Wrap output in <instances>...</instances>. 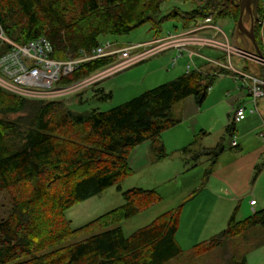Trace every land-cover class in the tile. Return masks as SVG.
<instances>
[{
    "label": "trees",
    "instance_id": "16d2710c",
    "mask_svg": "<svg viewBox=\"0 0 264 264\" xmlns=\"http://www.w3.org/2000/svg\"><path fill=\"white\" fill-rule=\"evenodd\" d=\"M172 1L0 0V23L19 45L46 38L52 57L64 61L90 54L104 37L129 35L145 25L160 37L168 20L186 30L209 18L215 23L233 19L236 24L240 16L230 0H179L193 9L163 15V4ZM260 30L255 22V39L263 53ZM6 50L0 49V56ZM111 63H84L60 84L75 83ZM247 64L254 73L256 68ZM220 68L212 75L195 64L181 77L109 111L78 113L65 100H32L0 87V193L11 203L10 215L0 219V264H166L180 257L176 235L183 204L126 237L121 224L159 204L162 197L154 189L123 191L120 184L133 174L128 163L133 149L149 141L159 158L165 156L161 135L180 124L172 119L174 105L194 96L202 106L220 75L230 73ZM226 131L232 135L235 125L229 123ZM223 152L219 148L215 157ZM113 187L124 204L72 229L66 212ZM255 228L264 229V210L242 221L234 213L226 229L195 246L193 253L202 256ZM225 264H248L247 254L233 255Z\"/></svg>",
    "mask_w": 264,
    "mask_h": 264
},
{
    "label": "rangeland",
    "instance_id": "374dc122",
    "mask_svg": "<svg viewBox=\"0 0 264 264\" xmlns=\"http://www.w3.org/2000/svg\"><path fill=\"white\" fill-rule=\"evenodd\" d=\"M219 1L227 2L228 0ZM176 9L191 11L193 6L174 0L163 4L162 13L167 16ZM237 23L235 24L233 19H224L217 23L223 32L217 33L216 30L191 31L189 38H191L190 40L208 41L215 39L225 45H230L235 50L237 47L235 39L233 40L232 37L235 36L234 30H236ZM191 28L194 27L192 26L188 29ZM186 30L182 28L179 22L168 20L162 25L160 37H166L170 34L174 37L180 34L183 35ZM154 38H156V34L150 29V25H145L129 35L108 36L104 37L102 41L104 43H116L120 47H127L144 44L154 40ZM173 53H175L174 50L167 51L121 72H117L96 86L86 88L78 94L67 95L61 100H65L67 107L78 113L90 110L109 111L133 100L146 91L181 77L186 72L185 65L187 67L188 65L194 66L196 64L197 68L202 66L203 72H208L212 75H218L221 69L220 66H225L230 73L228 75H220L209 90L202 106H198L194 96L188 97L174 105L172 119L180 120L182 124L180 123L173 131L162 134L161 139H166L167 141L170 137L174 140L177 139L175 146L173 144L168 145L165 149L166 154L162 158H159L153 152L149 141L133 149L128 156V163L133 174L120 184L123 191L132 188L154 189L162 197V201L159 204L121 224L126 237H129L138 229L150 225L162 214L171 212L183 204L179 217V229L176 235V239L182 248V255L166 264H225L231 256L239 255L241 257L247 254L249 250L251 251L253 247L263 243L264 229H252L236 239L229 240L224 246L217 247L202 256H196L193 253L195 244L205 243L206 241L204 240L210 237V232L204 234L202 229H200L201 233H199V224L192 225L188 223L186 216L191 213V210L195 211L197 203L194 206L192 204L188 205V203L192 199L191 193L193 195L196 194L200 191L201 186L205 184L208 177L206 174L208 173L209 175L216 162L224 163L230 154L238 152V149L231 147L232 135L226 131L236 107L241 103H246L247 108L253 107L246 98L245 91L238 89L235 73L230 67V62L240 72L252 73L253 70L252 68H247V61L243 57L231 54L229 59L225 53L210 48L199 50L198 56L193 60L185 52L179 57L177 65L172 67V60L178 58L179 54H181L176 52L173 55ZM203 56L209 62L205 61ZM222 56L224 59H221ZM211 60L217 63L213 64L210 62ZM100 89L104 90L103 93L105 95ZM81 96L82 103L79 104ZM74 101L78 103L73 105L72 102ZM257 112L256 116L252 117L249 115L250 117L244 124L253 122L256 125L258 123L264 125V98L258 100ZM8 117L12 120L17 118V116ZM241 127V124L237 125L235 130L236 138L243 133ZM254 137H257L256 133ZM254 143L258 144L254 141L252 145ZM219 148L224 149V152L215 157ZM195 190L198 191L194 192ZM123 204L124 199L121 192L117 190V187H113L94 198L78 203L66 212V218L71 222L72 229H78L119 208ZM10 212L11 203L9 197L5 192L0 193V219L7 218ZM195 213L201 219H204L208 214L206 210ZM192 227H194V231H192ZM203 228L210 231V228ZM200 235L205 236V238L199 239Z\"/></svg>",
    "mask_w": 264,
    "mask_h": 264
},
{
    "label": "built area",
    "instance_id": "2783aa9c",
    "mask_svg": "<svg viewBox=\"0 0 264 264\" xmlns=\"http://www.w3.org/2000/svg\"><path fill=\"white\" fill-rule=\"evenodd\" d=\"M260 9L262 10V16H258L256 22L261 26V35L264 38V0H260ZM193 27L184 31L183 35L180 34L174 37L170 34L166 37H156L154 40L144 44L127 47H120L115 43L106 42L94 49L90 54L84 53L77 59L62 61L52 57L53 48L46 38L19 45L7 37L0 23V49L7 47L6 52L0 56V87L10 93L32 100H61L67 95L78 94L86 88L96 86L117 72H121L167 51L176 50V52L181 53L178 58L172 60L171 66L174 67L177 65L179 57L185 52L193 60L198 56L199 50L210 48L226 53L229 59L231 54L243 57V59L257 68L254 73L240 72L230 62V67L235 73L238 89L247 91L255 107L253 112H256L258 100L264 98V57L260 58L255 53L240 51L238 48L234 50L230 45H225L215 39L211 41L190 40L191 31L216 30L219 33L222 30L211 18L204 22H199ZM97 59H109L112 60V63L75 83L60 84L64 78L77 71L82 64ZM192 67L193 65H188L186 71H191ZM222 67L226 68L225 66ZM245 118L246 110L243 106H240L232 114L230 124L235 125ZM261 137L264 139V132ZM231 146H237V138L234 133ZM255 205L256 201H252L251 206L254 207Z\"/></svg>",
    "mask_w": 264,
    "mask_h": 264
},
{
    "label": "crops",
    "instance_id": "0c3cea01",
    "mask_svg": "<svg viewBox=\"0 0 264 264\" xmlns=\"http://www.w3.org/2000/svg\"><path fill=\"white\" fill-rule=\"evenodd\" d=\"M262 40V47L264 49V39ZM203 59L208 61L204 56ZM210 62L213 64L217 63L212 60ZM245 94L253 107L247 108L246 103L238 105V107L243 106L246 110V118L240 123L235 124V130L239 124H241V128L243 129V133L237 138L236 149H238V152L230 154L224 163L220 164L216 162L210 177L201 186L200 191H198L199 189L195 190L194 192H198L194 195L191 193L192 199L188 203V205L192 204L193 206L197 204L195 205V211L191 210V213L186 216L187 222L192 225L199 224V233H201L200 229H202L204 234L210 232V237H214L217 232L221 233L226 229L234 213H236L237 220L242 221L254 212L264 210V139L261 137V134L264 132V125H260L259 123L256 125L253 122L251 124H244L250 117L249 115L253 117L258 113L257 111L253 112L255 107L247 91H245ZM72 103L74 105L78 102L74 101ZM179 125L167 130L163 134L173 131ZM255 133L257 137H254ZM161 141L165 149L168 145L177 143V139L174 140L171 137L168 141L166 139H161ZM254 141L258 144L254 143L252 145ZM252 201H256L254 207L251 206ZM202 210H206L208 213H206L207 215L204 219L199 218V215L195 213ZM203 227L210 228V231ZM191 229L192 231L195 230L194 227ZM203 235H200L202 237L199 236V239L205 238ZM209 238L204 241H209ZM195 246L197 245L195 244ZM247 262L248 264H264V245L253 248L251 251L249 250Z\"/></svg>",
    "mask_w": 264,
    "mask_h": 264
},
{
    "label": "water",
    "instance_id": "95a60500",
    "mask_svg": "<svg viewBox=\"0 0 264 264\" xmlns=\"http://www.w3.org/2000/svg\"><path fill=\"white\" fill-rule=\"evenodd\" d=\"M259 0H241L240 3V16L235 30V44L236 47L242 50L249 51L250 43L252 49L256 50L259 57L263 58V54L256 42L254 34L253 21L258 15ZM251 22V28L248 30L245 26Z\"/></svg>",
    "mask_w": 264,
    "mask_h": 264
},
{
    "label": "flooded vegetation",
    "instance_id": "af4514ba",
    "mask_svg": "<svg viewBox=\"0 0 264 264\" xmlns=\"http://www.w3.org/2000/svg\"><path fill=\"white\" fill-rule=\"evenodd\" d=\"M230 2H232L233 4H235L236 6L239 7L240 9V3H241V0H230ZM259 8H260V0H259V5H258V11H259ZM258 17V15H257ZM256 17V18H257ZM256 18H254V21H253V26H255V22H256ZM248 29L251 28V22H249L247 25H245Z\"/></svg>",
    "mask_w": 264,
    "mask_h": 264
},
{
    "label": "bare ground",
    "instance_id": "6f19581e",
    "mask_svg": "<svg viewBox=\"0 0 264 264\" xmlns=\"http://www.w3.org/2000/svg\"><path fill=\"white\" fill-rule=\"evenodd\" d=\"M248 29V28H247ZM249 30V29H248ZM249 43H250V49H249V51H246V50H244L243 49V47H242V50H240L239 48V50L240 51H245V52H248V53H255L256 55H258L257 54V52H256V50H253L251 47H252V43L249 41ZM171 51V50H170ZM175 51V50H174ZM263 51H264V49H263ZM176 52V51H175ZM262 52V51H261ZM224 53V52H223ZM263 54V53H262ZM225 55H226V53H225ZM227 56V55H226ZM264 57V56H263ZM261 58V57H260ZM250 65H252V66H254L253 64H251L250 62H248ZM256 68V67H255ZM256 70H257V68H256ZM256 72V71H255Z\"/></svg>",
    "mask_w": 264,
    "mask_h": 264
}]
</instances>
